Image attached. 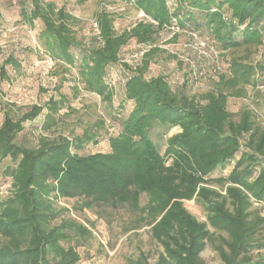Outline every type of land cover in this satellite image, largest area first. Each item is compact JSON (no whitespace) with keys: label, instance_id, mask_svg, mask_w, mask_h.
Masks as SVG:
<instances>
[{"label":"trees","instance_id":"1","mask_svg":"<svg viewBox=\"0 0 264 264\" xmlns=\"http://www.w3.org/2000/svg\"><path fill=\"white\" fill-rule=\"evenodd\" d=\"M128 1L145 18L118 32L114 17L101 12L95 21L99 34L88 46L75 29L79 21L65 8L31 0L23 13L42 23L40 40L50 58L77 66L85 88L109 104L114 95L106 82L109 68L120 63L130 42L155 43L166 27L207 35L221 51L264 44V0ZM157 51L146 52L134 69L124 65L131 74L125 99L134 106L120 120V133L109 138L108 152L81 154L97 143L87 134L40 136L32 146L19 144L25 123L44 107L4 115L0 165L7 159L12 164L5 171L9 195L0 200V264H78L79 254L63 242L70 239L69 230L90 233L71 220L58 224L63 210L56 207L60 199L77 198L91 206L130 204L150 228L159 248L155 262L141 253L130 264H206L207 244L223 264H264V120L248 109L236 120L228 110L229 97L244 96L257 84V74L264 78V63L232 59L215 90L197 98L174 91L164 76L147 78ZM7 64L19 66L13 57ZM49 104L54 113L60 109L59 101ZM51 124L52 118L45 129ZM158 127L164 135L179 132L158 146L151 136ZM144 194L148 202L142 207ZM191 201L205 210V222L187 209Z\"/></svg>","mask_w":264,"mask_h":264},{"label":"rangeland","instance_id":"2","mask_svg":"<svg viewBox=\"0 0 264 264\" xmlns=\"http://www.w3.org/2000/svg\"><path fill=\"white\" fill-rule=\"evenodd\" d=\"M65 8L79 21L75 27L79 38L90 45L99 34L96 16L101 12L114 17L118 32L130 29L144 19L142 12L135 9L128 0H45ZM31 0H0V126L4 115H21L34 105L44 107L43 112L32 122L25 123L24 131L17 142L32 146L40 136L51 139L60 135L76 137L87 134L97 143H90L81 154L108 152L109 138L121 131L120 120L126 119L133 109V102L125 99L124 86L132 69L141 64L146 52L157 48L147 69V78L164 76L174 91H185L194 97L215 90L221 78L229 74L230 61L245 58L244 62L256 65L264 63V44L256 48H240L235 51H221L204 37L166 27L159 32L155 43L140 45L129 43L120 55V63L109 68L106 82L113 90V99L105 101L96 93L85 88L78 67L57 62L45 51L40 33L43 25L39 20L33 23L25 17L24 9ZM79 58L80 51L74 50ZM13 57L16 68L7 64ZM257 84L246 88L244 96L229 97L228 110L239 120L243 110H252L264 120V81L259 74ZM60 102V109L50 111L49 101ZM54 120L49 129L46 123ZM259 120L256 118V121ZM173 129L164 135L162 128L152 130V138L162 146L168 137L178 133ZM9 159L0 165V200L10 192V177L6 175ZM228 173V172H225ZM218 173L214 174L217 177ZM147 195H142L140 205L146 206ZM63 213L58 224L71 220L87 229L90 235L69 230V240L64 247H72L79 254L78 264H130L141 253L155 262L159 248L151 239L149 227L137 219L138 214L130 204H93L82 199H60L56 203ZM187 209L199 220L205 222L207 214L196 202L186 203ZM206 264H223L218 254L207 244L202 253Z\"/></svg>","mask_w":264,"mask_h":264},{"label":"built area","instance_id":"3","mask_svg":"<svg viewBox=\"0 0 264 264\" xmlns=\"http://www.w3.org/2000/svg\"><path fill=\"white\" fill-rule=\"evenodd\" d=\"M142 15H143V16H145V14H144V13H142Z\"/></svg>","mask_w":264,"mask_h":264}]
</instances>
